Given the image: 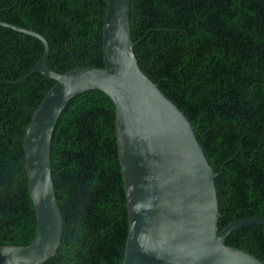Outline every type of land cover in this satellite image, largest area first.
Masks as SVG:
<instances>
[{
	"label": "trees",
	"instance_id": "1",
	"mask_svg": "<svg viewBox=\"0 0 264 264\" xmlns=\"http://www.w3.org/2000/svg\"><path fill=\"white\" fill-rule=\"evenodd\" d=\"M107 0H0V19L50 44L59 72L105 67ZM137 59L189 117L218 172L220 229L264 216V0H131ZM43 42L0 24V243L37 232L23 137L56 80L35 71ZM52 170L64 231L42 264H122L129 213L110 96H73L55 127ZM226 244L264 260V224L234 230Z\"/></svg>",
	"mask_w": 264,
	"mask_h": 264
},
{
	"label": "water",
	"instance_id": "2",
	"mask_svg": "<svg viewBox=\"0 0 264 264\" xmlns=\"http://www.w3.org/2000/svg\"><path fill=\"white\" fill-rule=\"evenodd\" d=\"M39 38L44 53L30 73L56 80L35 110L23 137L37 232L29 244L0 243V264H42L61 245L64 218L52 170V141L70 99L90 89L115 104L119 156L129 213L122 264H264L226 244L239 227L264 216L235 219L220 229L218 172L189 117L141 67L131 32V0H108L104 20L105 67L59 72L50 67V44L40 32L0 19Z\"/></svg>",
	"mask_w": 264,
	"mask_h": 264
},
{
	"label": "bare ground",
	"instance_id": "3",
	"mask_svg": "<svg viewBox=\"0 0 264 264\" xmlns=\"http://www.w3.org/2000/svg\"><path fill=\"white\" fill-rule=\"evenodd\" d=\"M107 5H108V0H107ZM106 12H107V10H106ZM105 20V19H104ZM51 90V89H50ZM66 107V106H65ZM63 112V111H62ZM62 114V113H61ZM116 136H117V131H116ZM54 179V178H53ZM56 194H57V192H56Z\"/></svg>",
	"mask_w": 264,
	"mask_h": 264
}]
</instances>
